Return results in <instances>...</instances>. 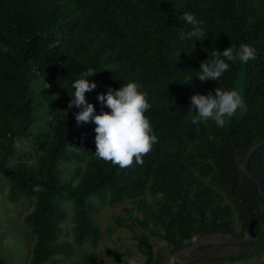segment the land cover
<instances>
[{"label": "trees", "instance_id": "1", "mask_svg": "<svg viewBox=\"0 0 264 264\" xmlns=\"http://www.w3.org/2000/svg\"><path fill=\"white\" fill-rule=\"evenodd\" d=\"M185 12L203 21V41L188 38ZM242 43L256 50L246 116L222 128L193 124L190 97L232 90L240 67L226 61L219 81L201 83V62ZM88 68L97 72L85 94L96 114L111 111L97 99L109 87L136 82L146 94L158 142L143 166L98 161L96 125L77 126L79 109L68 105ZM263 139L264 0H0V173L10 202H33L24 217L30 264H65L78 246L73 264H101L93 248L109 205H121L114 224L132 232L141 256L106 248L114 263L163 264L196 237L226 234L240 249L215 264H264V143L247 157Z\"/></svg>", "mask_w": 264, "mask_h": 264}, {"label": "clouds", "instance_id": "2", "mask_svg": "<svg viewBox=\"0 0 264 264\" xmlns=\"http://www.w3.org/2000/svg\"><path fill=\"white\" fill-rule=\"evenodd\" d=\"M181 19L191 25V30L187 34L189 39L204 40L202 20L190 12H185ZM211 56L212 59L201 62L197 70L196 77L201 83L209 80L219 81L230 68L228 62L247 64L256 58V50L248 44L242 43L238 48L231 44L223 52L213 50ZM96 73L94 69L88 68L80 73V78L72 85L75 92L71 96L68 108L79 109L75 114L77 126L87 123L96 125L94 154L98 161L111 162L121 169L132 166L134 160L136 164L143 166V157L150 153L153 145L158 142L150 119L145 115L151 108L146 94L139 91L141 86L136 82L122 84L119 89L109 87L107 92L100 93L97 99L102 106L111 111L96 114L95 106L88 102L85 95L98 87L95 82L86 79L95 76ZM214 92L215 95L213 91H209L207 95L195 94L190 97L189 107L196 113L192 116L193 124L201 122L207 124L211 120L222 128L226 124V118H232L237 115L238 110L244 109L243 97L237 89L226 91L218 87ZM43 190L40 185L33 186L35 192ZM129 264H134V261L130 260Z\"/></svg>", "mask_w": 264, "mask_h": 264}, {"label": "rangeland", "instance_id": "3", "mask_svg": "<svg viewBox=\"0 0 264 264\" xmlns=\"http://www.w3.org/2000/svg\"><path fill=\"white\" fill-rule=\"evenodd\" d=\"M33 208V202L27 198L19 203L10 202L8 199L7 180L0 173V259L4 264H30L31 251L34 244V235L26 227L25 215ZM121 205L106 206L99 215L102 226V240L97 248H93L99 255L101 264H117L107 256L106 248L117 249L122 255L141 257L138 248L133 245V239L126 234L131 233L128 228L119 227L114 224V214L119 213ZM68 228L70 222L67 223ZM71 237L70 232L68 233ZM211 236V235H209ZM227 239H216L214 241H201L198 245L212 244L209 248H194L185 254L179 262L168 264H215L216 256L230 255L240 249L237 244H227ZM198 246V247H199ZM82 254V248L76 247V254L65 264H73ZM179 258V257H178ZM242 264H260L259 259Z\"/></svg>", "mask_w": 264, "mask_h": 264}, {"label": "water", "instance_id": "4", "mask_svg": "<svg viewBox=\"0 0 264 264\" xmlns=\"http://www.w3.org/2000/svg\"><path fill=\"white\" fill-rule=\"evenodd\" d=\"M247 70H248V65L247 64H241L240 63V67L236 73V77L233 81V87L232 89H237L240 94L243 97L244 100V104L245 107L244 109L238 110L237 115H234L235 117V122L238 123L240 122L247 114L248 112V103H247V99H246V77H247ZM264 143V139L257 143L256 145H254L252 147V149L249 151L248 156L255 150L257 149L260 145H262ZM243 167L246 168V162L243 164ZM249 237H251V235L247 236L245 238L249 239ZM216 239H236L233 236L230 235H226V234H213L211 236L209 235H205V236H201V237H196L194 240V243L190 246L187 247L185 249H182L181 251L172 254L170 257H168L163 264H168L170 261L174 260L175 258L184 256L185 254L189 253L192 249H194L201 241H214Z\"/></svg>", "mask_w": 264, "mask_h": 264}]
</instances>
